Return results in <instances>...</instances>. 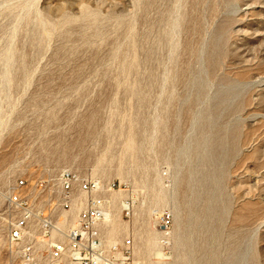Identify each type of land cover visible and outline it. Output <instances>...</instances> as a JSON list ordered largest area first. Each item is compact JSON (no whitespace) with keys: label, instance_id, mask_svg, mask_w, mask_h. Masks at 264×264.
Here are the masks:
<instances>
[{"label":"rangeland","instance_id":"obj_1","mask_svg":"<svg viewBox=\"0 0 264 264\" xmlns=\"http://www.w3.org/2000/svg\"><path fill=\"white\" fill-rule=\"evenodd\" d=\"M64 168L131 189L140 264H264V0H0V264L15 181Z\"/></svg>","mask_w":264,"mask_h":264},{"label":"built area","instance_id":"obj_2","mask_svg":"<svg viewBox=\"0 0 264 264\" xmlns=\"http://www.w3.org/2000/svg\"><path fill=\"white\" fill-rule=\"evenodd\" d=\"M130 190L67 168L18 178L6 200L12 221L5 239L14 264H140L132 235L116 240L106 234L112 193H128L120 202L123 218L134 203ZM172 223L169 210L154 216L163 244L168 245Z\"/></svg>","mask_w":264,"mask_h":264},{"label":"bare ground","instance_id":"obj_3","mask_svg":"<svg viewBox=\"0 0 264 264\" xmlns=\"http://www.w3.org/2000/svg\"><path fill=\"white\" fill-rule=\"evenodd\" d=\"M96 179V178H95ZM119 194H121V196H122V198H121V196H120V199H119V201H121L122 202V200H124V199H126V196H127V192H118ZM129 194H131L132 196H133V192L130 190V193ZM128 197V196H127ZM112 200H113V202L115 201V196H114V193H112V195H111V198H110V210L114 207L113 206V202H112ZM125 201L122 203L123 205H125ZM134 204V203H133ZM117 208H119V210H120V213L118 214L119 215V218L122 220V217H121V203H119V204H117ZM130 209H131V214L133 215V205L132 206H130ZM111 214H110V211L108 212V214H107V227H108V225H109V223H110V220H111ZM3 221H4V225H5V228L7 229V226H8V224L12 221V217H8V216H4V219H3ZM111 231H113V229H109L108 231H107V228H106V234H107V237L109 238V239H119V238H121V237H124V236H126V235H132L131 234V232H129L128 230L127 231H125L124 233H122V234H120V235H110L109 233H111ZM159 231V230H158ZM109 232V233H108ZM159 233H160V237L162 238V233H161V231H159ZM171 232H170V234H169V237H168V239L170 240L171 239ZM132 238H133V235H132ZM6 240V239H5ZM6 244H7V252H9V253H11L10 251H11V248L9 247V245H8V243L6 242ZM133 253H134V248H133Z\"/></svg>","mask_w":264,"mask_h":264}]
</instances>
